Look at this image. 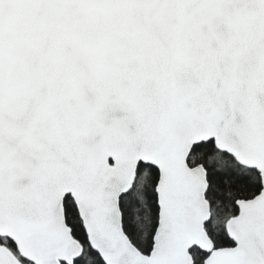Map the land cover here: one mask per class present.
<instances>
[{"label": "snow or ice", "instance_id": "obj_1", "mask_svg": "<svg viewBox=\"0 0 264 264\" xmlns=\"http://www.w3.org/2000/svg\"><path fill=\"white\" fill-rule=\"evenodd\" d=\"M0 264H264V0H0Z\"/></svg>", "mask_w": 264, "mask_h": 264}]
</instances>
